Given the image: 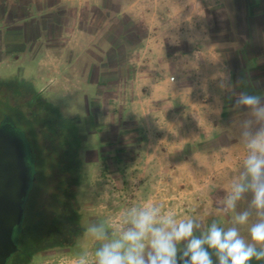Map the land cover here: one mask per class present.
I'll return each mask as SVG.
<instances>
[{
    "label": "rangeland",
    "instance_id": "374dc122",
    "mask_svg": "<svg viewBox=\"0 0 264 264\" xmlns=\"http://www.w3.org/2000/svg\"><path fill=\"white\" fill-rule=\"evenodd\" d=\"M126 1L136 0H114L111 12L86 10L77 28L90 35L81 43L89 48L79 56L76 11L61 6L51 36L39 23L30 28L29 41L15 36L0 43V72L34 73L49 95L68 99L87 119L91 162L81 206L91 226L104 224L115 235L123 215L147 201L162 203L178 219L194 218L200 232L245 210L255 222L250 194L235 211L221 209L246 154L234 151L247 118L234 104L249 86L251 64L264 63V54L252 57L264 29V0H142L117 15ZM23 46V56L16 57ZM255 80L264 83L263 72ZM24 131L32 136L31 125ZM40 166L24 197L26 226L42 207L38 195L48 175ZM80 244L75 252L47 249L34 264H73L80 255L91 262L98 243L85 234Z\"/></svg>",
    "mask_w": 264,
    "mask_h": 264
},
{
    "label": "clouds",
    "instance_id": "9594fccd",
    "mask_svg": "<svg viewBox=\"0 0 264 264\" xmlns=\"http://www.w3.org/2000/svg\"><path fill=\"white\" fill-rule=\"evenodd\" d=\"M227 78L218 87H227ZM241 85L245 81H240ZM217 103L220 101L217 99ZM236 109H247L241 124V141L246 154L241 171L230 185L222 211H235L245 194L251 195L250 207L257 219L250 221L247 210L234 217V226L212 222L205 231L192 217L178 219L165 211L162 203L147 201L131 207L121 218L115 235L104 224L90 226L85 234L98 243L91 262L83 255L73 264H251L264 261V96L241 92ZM219 111V109H218ZM248 226V239L240 227ZM215 257V259H213Z\"/></svg>",
    "mask_w": 264,
    "mask_h": 264
},
{
    "label": "trees",
    "instance_id": "16d2710c",
    "mask_svg": "<svg viewBox=\"0 0 264 264\" xmlns=\"http://www.w3.org/2000/svg\"><path fill=\"white\" fill-rule=\"evenodd\" d=\"M0 118L2 124H10L17 131L24 143L27 144L29 138L34 141L38 160L25 144L31 166L36 161L42 169L48 166L52 173L60 176L52 180L58 199L50 202L49 209L36 206L28 226L24 224L23 230L15 236L18 249L12 257L13 264H34L47 249L77 251L81 244L76 236L83 231V226L70 196H75L76 189L82 187L91 162L88 142L85 144L88 129L82 122L83 117L68 99L49 95L34 73L16 70L0 72ZM17 120L23 122V129L17 125ZM26 125H31L33 130L30 137L26 135L28 131H24ZM217 224L226 229L234 226V221L227 219ZM240 231L247 240L248 226L240 227ZM251 264H264V261L253 260Z\"/></svg>",
    "mask_w": 264,
    "mask_h": 264
},
{
    "label": "crops",
    "instance_id": "0c3cea01",
    "mask_svg": "<svg viewBox=\"0 0 264 264\" xmlns=\"http://www.w3.org/2000/svg\"><path fill=\"white\" fill-rule=\"evenodd\" d=\"M141 1L142 0H136L135 2H133V5L130 2L126 1L122 3L118 8H116L115 13H117V15H121L123 14V12L128 11L130 8H132V6L137 5ZM113 2L114 0H104V2H102L101 0H0V43L3 44V42L14 40L15 36L22 42H25L26 40L29 41L31 33L30 28L33 25L35 26L39 23L44 26L45 31H43V33L47 34L48 32V36H51L52 26L57 27L55 12L57 9L61 8V6L66 4L68 6H73L76 11V17L74 20V31H76V33L73 38L74 43L76 44V49L78 50L77 54L79 56L81 54V51H85L87 50V48H89L87 45H85V47L82 46L81 43L86 41V38H90V35H82L83 31L80 28H77L81 27L82 20L84 22V20L86 19V16H84L86 10H88L89 12V10L94 7L96 9L105 11L110 10L111 12ZM50 16H53V18H51ZM37 27H39V25ZM36 31L37 33H39V29H36ZM26 33L29 35V38H26ZM38 35L41 36V34ZM259 36V42L257 41V45L255 44L256 48L254 51V55L252 56L255 58V60L257 58H260V55L264 54L262 53L264 52V29L259 33ZM45 39L48 38H41V42H46ZM88 42H90V39H88ZM45 49L47 52H49V48L47 46L45 47ZM25 50L26 46H23L16 57L23 56V52H25ZM189 55L190 53H186L185 56ZM3 56L4 55H2V52H0V59ZM253 64L255 65L253 66ZM251 65L252 67L248 72L249 86L242 90L247 91L249 94H260L264 96V83L260 84L256 80L254 81V74H257L258 71H261L264 74V63L262 64V61H255ZM246 112L247 109L242 108L239 110L238 116L247 117ZM234 147V151H237L238 149L239 152L244 151L245 149L241 140L236 142Z\"/></svg>",
    "mask_w": 264,
    "mask_h": 264
},
{
    "label": "water",
    "instance_id": "95a60500",
    "mask_svg": "<svg viewBox=\"0 0 264 264\" xmlns=\"http://www.w3.org/2000/svg\"><path fill=\"white\" fill-rule=\"evenodd\" d=\"M31 180L25 144L10 124L0 125V264L18 249L15 236L24 227L23 207Z\"/></svg>",
    "mask_w": 264,
    "mask_h": 264
},
{
    "label": "flooded vegetation",
    "instance_id": "af4514ba",
    "mask_svg": "<svg viewBox=\"0 0 264 264\" xmlns=\"http://www.w3.org/2000/svg\"><path fill=\"white\" fill-rule=\"evenodd\" d=\"M82 122L84 123L85 127L88 129V138H87V140L85 142V144H86L88 142L89 137H90V129H89V125H88L87 119L82 120ZM27 142H28L27 144L30 146V148L32 150V155H33L34 159L35 160H38L37 153H36V151L34 149V141H32L31 139H28ZM24 144H26V143H24ZM26 159L28 161V158H26ZM29 163L30 162H28V164ZM36 164H37V162H36ZM37 165L36 166L35 165L34 166H31L29 164L30 169H31V180H30V184H31L32 181H35L36 178H37V173H36V167H37ZM45 168H46V171H43V173H47L48 179H47L45 185L42 186V192L38 195V203H39L40 199L42 198L41 202H42V208H43V210L44 209H49L50 206H51L50 202L54 201V199H58V195H56L57 193H55V191H54V186L55 185H54V183H53L52 180L54 179V177L56 179L58 177H60L58 175V173H52L50 171V168L48 166L45 167ZM81 188L76 189L75 196L74 195L70 196V200H72L73 203H74L75 213H76L78 219L81 221V225L83 226V231L82 232H79V234L76 236V240L79 239L80 240V243H81V240H82L83 236L85 235V230L89 226H91V220L89 219L86 211L81 206ZM24 203H25V201H24Z\"/></svg>",
    "mask_w": 264,
    "mask_h": 264
},
{
    "label": "built area",
    "instance_id": "2783aa9c",
    "mask_svg": "<svg viewBox=\"0 0 264 264\" xmlns=\"http://www.w3.org/2000/svg\"><path fill=\"white\" fill-rule=\"evenodd\" d=\"M171 79H172V80H175V76H172Z\"/></svg>",
    "mask_w": 264,
    "mask_h": 264
}]
</instances>
